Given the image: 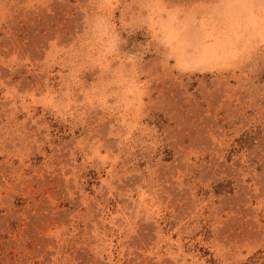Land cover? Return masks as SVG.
Listing matches in <instances>:
<instances>
[{"label": "rangeland", "instance_id": "obj_1", "mask_svg": "<svg viewBox=\"0 0 264 264\" xmlns=\"http://www.w3.org/2000/svg\"><path fill=\"white\" fill-rule=\"evenodd\" d=\"M0 264H264V0H0Z\"/></svg>", "mask_w": 264, "mask_h": 264}, {"label": "bare ground", "instance_id": "obj_2", "mask_svg": "<svg viewBox=\"0 0 264 264\" xmlns=\"http://www.w3.org/2000/svg\"><path fill=\"white\" fill-rule=\"evenodd\" d=\"M244 44V43H243Z\"/></svg>", "mask_w": 264, "mask_h": 264}]
</instances>
